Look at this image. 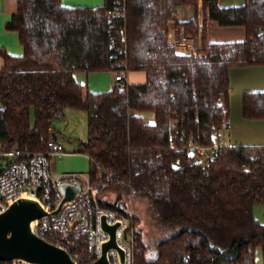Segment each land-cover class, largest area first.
Wrapping results in <instances>:
<instances>
[{
    "label": "trees",
    "instance_id": "16d2710c",
    "mask_svg": "<svg viewBox=\"0 0 264 264\" xmlns=\"http://www.w3.org/2000/svg\"><path fill=\"white\" fill-rule=\"evenodd\" d=\"M198 1L126 0V15L110 23L106 13L113 0L96 7L17 0L6 28L18 32L24 53L12 56L0 47L4 149L46 150L55 121L69 107L82 109L88 135L80 146L89 156L92 179L99 176L97 165L119 179L106 190L115 200L107 196L104 205L125 211L119 204L132 193L163 221L184 224L159 241L154 255L138 229L139 264H255L257 248L264 251V222L254 213L255 204L264 201V145L226 144L207 164L188 148L223 139L230 67L264 63V0L231 6L202 0V21L195 12L177 22L188 33L201 29V47L197 54L178 52L168 42L171 12ZM208 19L244 26L246 38L209 41ZM123 35L127 51L115 57L110 42L115 38L119 47ZM120 61L124 64L117 65ZM122 68L144 70L146 81L92 92L73 76ZM242 108L246 118L264 119V91H246ZM141 111H153L154 122L145 121ZM78 250L79 264L88 261L87 248Z\"/></svg>",
    "mask_w": 264,
    "mask_h": 264
},
{
    "label": "built area",
    "instance_id": "2783aa9c",
    "mask_svg": "<svg viewBox=\"0 0 264 264\" xmlns=\"http://www.w3.org/2000/svg\"><path fill=\"white\" fill-rule=\"evenodd\" d=\"M113 2L115 6L106 13L110 23L126 15V0ZM185 7L179 5L171 12L168 42L178 52L197 54L202 44L198 36L186 32L183 26L177 24L178 21H183ZM110 46L116 48L115 57L120 53H126L125 36L123 35L119 47H116L115 38L111 40ZM120 62L117 65L124 64ZM128 71L127 68L115 70L116 85L129 84ZM170 125L175 128L176 124L171 122ZM226 144V139H221L219 143L212 145L198 146L190 143L188 148L191 152L199 154L203 164H207L218 155L220 147ZM47 145L46 150L30 151L18 147L4 149L0 143V213L19 198L31 197L37 200L48 213L31 221L32 231L65 248L77 264L80 259L78 250L80 246H85L89 255V260H82L81 264H89L102 254L105 242L110 239V232L103 226L104 218L109 225L117 224L115 230L117 246L109 247L107 250L110 264H139L137 255L141 249L138 246V229L133 224V215L103 203L111 182L119 180L114 171L97 165L99 176L96 179H92L90 172L71 171L55 174L52 169V157L65 154L68 150L54 135L49 137ZM92 163L95 164L93 159ZM65 183L77 184L78 190L73 198L61 204L64 197L61 187ZM57 207L59 210L54 212ZM122 208L125 210L124 206ZM190 259L191 255L187 253L185 261L189 262ZM0 264L39 263L12 259L0 260Z\"/></svg>",
    "mask_w": 264,
    "mask_h": 264
},
{
    "label": "crops",
    "instance_id": "0c3cea01",
    "mask_svg": "<svg viewBox=\"0 0 264 264\" xmlns=\"http://www.w3.org/2000/svg\"><path fill=\"white\" fill-rule=\"evenodd\" d=\"M245 0H220L221 6L240 5ZM105 0H62L65 6H102ZM17 0H0V47H3L9 55L22 56L24 47L19 39V34L15 30L6 28V23L10 21L13 14L17 12ZM185 13L182 15V20H187L192 17L195 12L200 16V21L203 19L202 1L198 2L195 7L186 6ZM206 33L209 41H239L246 38L244 26L230 25L222 26L215 19L206 21ZM3 65V60L0 57V69ZM230 86L231 94L229 97V116L228 124L220 128L219 132L223 139H226L230 145H246L259 146L264 145V119H249L243 115L242 100L243 94L246 91H264V63L232 66L230 67ZM114 70H97V71H75L73 76L75 80L82 84L85 88L92 92L109 91L115 85ZM146 81V72L144 70H129V83H144ZM147 111H141L139 114H147ZM142 117V116H141ZM148 123L152 117L147 115L142 117ZM155 120V115H154ZM53 135L59 140V132L56 130L54 123ZM62 142V141H61ZM82 153V147L79 145ZM75 150H68L67 153L55 155L52 157V169L58 161H61L65 155L69 153H77ZM87 155L86 153H84ZM88 159L89 156L87 155ZM90 164V162H89Z\"/></svg>",
    "mask_w": 264,
    "mask_h": 264
},
{
    "label": "water",
    "instance_id": "95a60500",
    "mask_svg": "<svg viewBox=\"0 0 264 264\" xmlns=\"http://www.w3.org/2000/svg\"><path fill=\"white\" fill-rule=\"evenodd\" d=\"M64 197L61 204L75 196L78 185L65 183L61 187ZM60 204V205H61ZM122 208V204H119ZM59 207L54 209L57 212ZM48 212L31 198L22 197L0 213V260L24 259L39 264H77L63 247L38 236L31 229V221ZM103 226L110 232L102 254L89 264H110L107 256L109 247L117 246L115 230L117 224L109 225L103 218Z\"/></svg>",
    "mask_w": 264,
    "mask_h": 264
},
{
    "label": "rangeland",
    "instance_id": "374dc122",
    "mask_svg": "<svg viewBox=\"0 0 264 264\" xmlns=\"http://www.w3.org/2000/svg\"><path fill=\"white\" fill-rule=\"evenodd\" d=\"M199 2V1H198ZM197 6L195 4H184L183 6ZM191 18V17H190ZM169 22V21H168ZM186 30V29H185ZM194 34V33H192ZM198 39L202 43L201 29L198 31ZM115 76V74H114ZM147 114H139L142 117L149 115L151 121H154V112L147 111ZM56 130L59 132L60 140L64 143L67 150H75L77 153H69L64 156L61 161H58L54 167V173L62 172H89V159L87 155L79 152L80 142L85 140L88 135V120L87 113L78 108H67V115L64 119L55 121ZM220 133V132H219ZM54 165V163H52ZM111 201L115 200L114 192L107 194ZM106 197V196H105ZM125 211L133 215V224L137 229L141 230L143 241L148 246L147 252L149 255H154L157 251L159 241L167 235L173 234L184 227L182 222L163 221L162 218L155 216L149 210L147 203L143 199H136L133 194L123 197ZM255 215L264 222V201L256 203L254 206ZM135 216L138 218V224L135 222ZM255 264H264V251L262 248H257L255 255Z\"/></svg>",
    "mask_w": 264,
    "mask_h": 264
}]
</instances>
